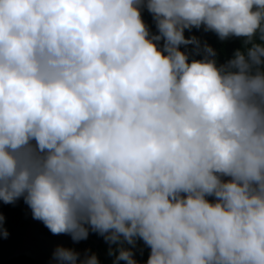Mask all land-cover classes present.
<instances>
[{"label": "clouds", "instance_id": "1", "mask_svg": "<svg viewBox=\"0 0 264 264\" xmlns=\"http://www.w3.org/2000/svg\"><path fill=\"white\" fill-rule=\"evenodd\" d=\"M193 28L243 50L221 64ZM21 198L113 264L138 240L146 264H264V0H0V202Z\"/></svg>", "mask_w": 264, "mask_h": 264}, {"label": "trees", "instance_id": "2", "mask_svg": "<svg viewBox=\"0 0 264 264\" xmlns=\"http://www.w3.org/2000/svg\"><path fill=\"white\" fill-rule=\"evenodd\" d=\"M142 18L145 24L148 26L150 32L152 34H157V30L155 27V23L153 21L152 15L146 10H142ZM190 36H196L200 39L201 43L207 42L208 45H210L213 49L217 52L218 62L224 63L228 59L232 57V54L235 50L241 49L243 50V38H229L225 41H221L215 33L213 32H205L203 28L200 30H196L195 28L192 29V31H185V37ZM256 42H259L257 39ZM182 51H192V46H189L188 49L181 48ZM191 58L195 59H201L202 56H194ZM229 179V178H224ZM210 202H214V197H207ZM0 213L3 214L5 217L4 227L7 230V232H11L13 230V227H22L26 221L20 216V213L16 209L15 206L12 204H3L0 202ZM40 233L43 235H49L50 231L43 225L42 222H40ZM89 236L91 239L95 240L98 244L94 246L93 244L88 243L84 248H81V245L79 246V249L75 250L76 252H79L81 254V258H83L85 252L88 253V255L95 254L96 257L99 260V264H113L115 260V256H110L109 249L110 247L112 249H115L116 245H109L107 242H105L104 238L100 235L90 232ZM124 247L126 249L131 248V246L125 244ZM72 249V248H69ZM74 250V249H73ZM131 250L134 252V259L138 262V264H146L149 254H150V248L144 245L143 241H137L136 247L131 248ZM4 264H36L32 260L25 258V257H17L15 259H12ZM79 264V262H78ZM119 264H126L125 261H119Z\"/></svg>", "mask_w": 264, "mask_h": 264}, {"label": "water", "instance_id": "3", "mask_svg": "<svg viewBox=\"0 0 264 264\" xmlns=\"http://www.w3.org/2000/svg\"><path fill=\"white\" fill-rule=\"evenodd\" d=\"M3 203V202H2ZM20 216L26 223L22 227H13L7 238H0V264H4L17 257H25L36 264H58L53 259V253L58 246L79 249L80 242H73L69 235H43L40 233V221L32 218L30 208L23 198L15 204ZM91 232V231H90ZM88 239H91L88 236ZM94 245L98 243L91 239Z\"/></svg>", "mask_w": 264, "mask_h": 264}, {"label": "flooded vegetation", "instance_id": "4", "mask_svg": "<svg viewBox=\"0 0 264 264\" xmlns=\"http://www.w3.org/2000/svg\"><path fill=\"white\" fill-rule=\"evenodd\" d=\"M88 243L93 244V243L91 242V239L83 240V241L80 243L81 248H84ZM93 245H94V244H93ZM94 246H96V245H94Z\"/></svg>", "mask_w": 264, "mask_h": 264}]
</instances>
